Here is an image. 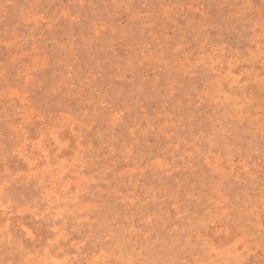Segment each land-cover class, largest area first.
Wrapping results in <instances>:
<instances>
[{"label":"rangeland","instance_id":"374dc122","mask_svg":"<svg viewBox=\"0 0 264 264\" xmlns=\"http://www.w3.org/2000/svg\"><path fill=\"white\" fill-rule=\"evenodd\" d=\"M0 264H264V0H0Z\"/></svg>","mask_w":264,"mask_h":264}]
</instances>
